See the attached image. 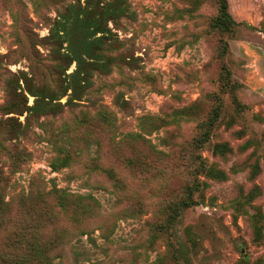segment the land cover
<instances>
[{
    "label": "rangeland",
    "instance_id": "1",
    "mask_svg": "<svg viewBox=\"0 0 264 264\" xmlns=\"http://www.w3.org/2000/svg\"><path fill=\"white\" fill-rule=\"evenodd\" d=\"M111 1L0 0V264H264V0H124L65 66Z\"/></svg>",
    "mask_w": 264,
    "mask_h": 264
},
{
    "label": "trees",
    "instance_id": "2",
    "mask_svg": "<svg viewBox=\"0 0 264 264\" xmlns=\"http://www.w3.org/2000/svg\"><path fill=\"white\" fill-rule=\"evenodd\" d=\"M123 1L124 0H113L105 4L101 8V11L99 12L98 16L97 15L87 16V13H84V15L78 19V15H73L72 17L76 16L75 18L76 21L71 24L69 29L67 28L65 21L68 14L62 15L60 19L54 22L53 27L51 28L50 38L55 39V44L58 43V45H60V48H64L63 43L65 41H68L67 37H69V44L67 46L68 51L62 54V59H63L62 61L65 63V66H69V64H71L73 61H76V58L73 57H78V56L72 57L70 55L72 53L75 54L76 51H78L77 53L83 51V53H86L89 56L91 55L97 57L100 56L97 48L100 45L99 40L102 39L103 36H99L96 39L90 41H88L86 38L89 35V31H91L92 34H96L108 30L106 26L107 20L109 18L111 19L117 18L123 15L127 10L126 5L124 4ZM216 1L218 3V11H219L218 13L219 15L216 19L217 26L224 29H229L230 26L235 23V21L228 12L227 0H216ZM75 29H78L80 30V32H82L81 33L82 36L76 37L78 38V40H75L72 37L73 31ZM106 65H108V63L107 64L105 63L101 66H106ZM22 75L25 83V86H23L22 88L19 87V84L17 87H14L15 84L12 81H9L7 84V90L13 93L14 96L17 98L18 100L17 104L20 103L18 107H21V105H23V108L20 110V112H22L24 109L30 111H42L41 102H44L46 104L56 103L57 105H60L59 102H54L56 99L55 92L50 93V92H42L39 89L35 90L30 86L26 75L24 73ZM42 90L44 91V89ZM25 93L35 97L32 105H27V99ZM22 98L24 99V102L22 101ZM68 101H70V98L68 99ZM204 134L205 133L203 132L201 138L199 139L200 143L205 142V139L203 138Z\"/></svg>",
    "mask_w": 264,
    "mask_h": 264
}]
</instances>
